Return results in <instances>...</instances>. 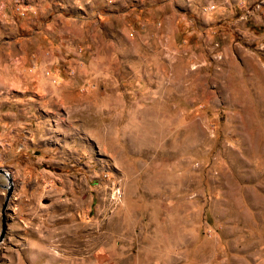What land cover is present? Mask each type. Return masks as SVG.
I'll list each match as a JSON object with an SVG mask.
<instances>
[{"label":"rangeland","instance_id":"rangeland-1","mask_svg":"<svg viewBox=\"0 0 264 264\" xmlns=\"http://www.w3.org/2000/svg\"><path fill=\"white\" fill-rule=\"evenodd\" d=\"M0 168V264H264V0H0Z\"/></svg>","mask_w":264,"mask_h":264},{"label":"water","instance_id":"water-1","mask_svg":"<svg viewBox=\"0 0 264 264\" xmlns=\"http://www.w3.org/2000/svg\"><path fill=\"white\" fill-rule=\"evenodd\" d=\"M0 173H2L6 177V179L9 178L8 174L1 168H0ZM3 208H4V206H3ZM4 227H5V221H4V217L2 215V217H1V225H0V237H1L2 233H3Z\"/></svg>","mask_w":264,"mask_h":264}]
</instances>
